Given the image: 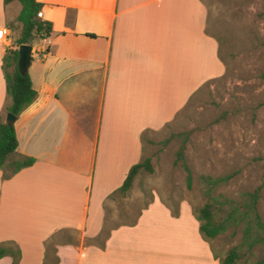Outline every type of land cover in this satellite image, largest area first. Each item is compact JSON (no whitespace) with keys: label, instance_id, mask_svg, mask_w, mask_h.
Returning <instances> with one entry per match:
<instances>
[{"label":"crops","instance_id":"obj_1","mask_svg":"<svg viewBox=\"0 0 264 264\" xmlns=\"http://www.w3.org/2000/svg\"><path fill=\"white\" fill-rule=\"evenodd\" d=\"M35 2L51 34L31 49L26 73L35 98L12 123L17 146L6 161L33 163L6 179L0 170V243L17 245L19 264L54 257L53 264H219L209 245L199 256L186 238L166 237L159 214L167 211L155 196L132 223L104 229L105 202L141 162L147 136L223 74L201 1ZM19 10L16 1L0 0L7 35ZM6 42L0 43L3 122ZM152 208L157 223L139 224ZM169 240L178 244L167 248Z\"/></svg>","mask_w":264,"mask_h":264},{"label":"rangeland","instance_id":"obj_2","mask_svg":"<svg viewBox=\"0 0 264 264\" xmlns=\"http://www.w3.org/2000/svg\"><path fill=\"white\" fill-rule=\"evenodd\" d=\"M200 1L206 10L205 32L218 44L223 74L203 85L171 123L147 136L141 161L147 159L152 172L139 170L125 194L109 196L104 229L132 223L155 196L167 211L164 217L161 209L159 214V224L167 227L166 237L186 238L199 256L209 245L213 255L222 258L239 245L240 226L208 241L200 236L193 211L205 198L198 177L230 174L212 194L235 204L241 202L242 193L259 188L256 210L264 223V0ZM7 29L11 30L6 39L10 44L18 25ZM36 42L28 46L32 49ZM180 146L191 172L189 190L184 187L183 171L173 164ZM151 210L140 216L139 224L157 223ZM169 241L167 248L178 244ZM238 252L237 264H253L262 256L260 247Z\"/></svg>","mask_w":264,"mask_h":264},{"label":"trees","instance_id":"obj_3","mask_svg":"<svg viewBox=\"0 0 264 264\" xmlns=\"http://www.w3.org/2000/svg\"><path fill=\"white\" fill-rule=\"evenodd\" d=\"M9 1H16L20 6L15 19V23L18 25V34L8 45L2 56L1 72L5 83V93L9 101L5 113L16 118L35 98L27 73L20 75L17 72V48L21 45H30L32 40L39 41L48 38L51 34V26L49 23L38 19L41 6L35 0H4V3ZM16 146L12 125H5L0 118V170L3 179L10 177L23 167H29L33 163L30 158L19 157L17 160L6 164L8 157L14 154ZM183 151V146H180L174 154L173 164L179 166L183 171L184 187L189 190L192 177L184 160ZM139 170L152 172L147 159L129 168L122 184L112 194H125ZM229 178L230 174L217 177L200 175L198 177L205 201L193 211L197 222V231L203 239L208 241L221 235L229 228L240 226L241 238L239 245L228 249L222 258H218L219 264H237L240 249L243 248L245 251L250 252L255 247L261 248L262 256L253 264H264V223L256 210L259 188L242 193L241 202L238 204L230 199L213 195V190L217 186L226 183ZM106 235L107 233L103 234V239ZM4 256L10 258V264H19L20 251L17 245L12 242L0 243V258ZM56 261L57 259L54 257L48 263L43 262L42 264H53Z\"/></svg>","mask_w":264,"mask_h":264},{"label":"water","instance_id":"obj_4","mask_svg":"<svg viewBox=\"0 0 264 264\" xmlns=\"http://www.w3.org/2000/svg\"><path fill=\"white\" fill-rule=\"evenodd\" d=\"M17 53L16 69L20 75H24L30 63L31 47L28 45H21L17 48ZM14 120L15 118L12 115L6 114L4 117V124L11 126Z\"/></svg>","mask_w":264,"mask_h":264},{"label":"built area","instance_id":"obj_5","mask_svg":"<svg viewBox=\"0 0 264 264\" xmlns=\"http://www.w3.org/2000/svg\"><path fill=\"white\" fill-rule=\"evenodd\" d=\"M7 33L4 29H0V43H4L7 39Z\"/></svg>","mask_w":264,"mask_h":264}]
</instances>
